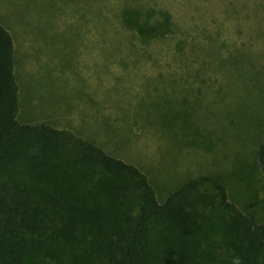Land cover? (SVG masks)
Returning a JSON list of instances; mask_svg holds the SVG:
<instances>
[{"label": "rangeland", "instance_id": "obj_1", "mask_svg": "<svg viewBox=\"0 0 264 264\" xmlns=\"http://www.w3.org/2000/svg\"><path fill=\"white\" fill-rule=\"evenodd\" d=\"M0 15L38 59L18 64L21 123L61 112L161 203L211 175L264 223V0H0Z\"/></svg>", "mask_w": 264, "mask_h": 264}, {"label": "trees", "instance_id": "obj_2", "mask_svg": "<svg viewBox=\"0 0 264 264\" xmlns=\"http://www.w3.org/2000/svg\"><path fill=\"white\" fill-rule=\"evenodd\" d=\"M14 50L0 22V264H264V223L218 177L161 203L138 166L70 130L21 123ZM258 159L264 173V141Z\"/></svg>", "mask_w": 264, "mask_h": 264}, {"label": "crops", "instance_id": "obj_3", "mask_svg": "<svg viewBox=\"0 0 264 264\" xmlns=\"http://www.w3.org/2000/svg\"><path fill=\"white\" fill-rule=\"evenodd\" d=\"M1 17H2V15H0V19H2ZM0 22H1V20H0ZM2 24L5 25V27L10 31L11 35H13V39H15L14 40V45H15L14 60L16 59L15 60V77H16V81H17V84L19 87L18 95H19V104H20L19 113H20L21 108H22V104L24 102L23 99L25 98L26 93H27L26 90H23V81L22 80L24 79L25 75L20 74L19 66H18L20 61H22L20 59V57H22V59L25 62L30 60V61H32V63H38V59L36 56L31 54L32 53L31 51L29 54L27 53V49L29 48L31 50V47L33 46L32 41H31L32 36L28 38V37H25L24 35H22L21 34L22 32L20 31V27H18L17 29L14 28V33H13V30H12V28L9 27V25H6L4 21ZM20 45L24 50L20 48ZM20 50H23V51L20 53ZM102 61H103V59H102ZM30 72H31V75L32 74L35 75L37 73V71H34V72L30 71ZM92 108L96 109L95 111L98 110V108H95V107H92ZM101 109H103V108H101ZM21 112L23 113V111H21ZM18 117H19V115H18ZM43 123H47L48 125H51L57 129L70 130V131L74 132L75 134H77L78 136L84 134V131L82 132V128L84 126L83 123L75 122L74 118H70L69 116H65L61 112H58V113H56L54 111L51 112L48 119L44 120ZM25 124H27V123H25Z\"/></svg>", "mask_w": 264, "mask_h": 264}]
</instances>
